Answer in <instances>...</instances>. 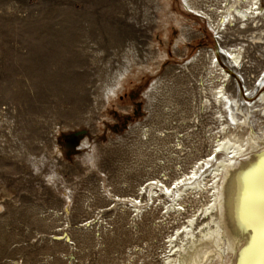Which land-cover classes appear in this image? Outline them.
Returning <instances> with one entry per match:
<instances>
[{
  "label": "rangeland",
  "instance_id": "374dc122",
  "mask_svg": "<svg viewBox=\"0 0 264 264\" xmlns=\"http://www.w3.org/2000/svg\"><path fill=\"white\" fill-rule=\"evenodd\" d=\"M233 2L0 0V264H179L214 227L208 173L248 128L213 54L242 48L250 88L264 73V19L228 21Z\"/></svg>",
  "mask_w": 264,
  "mask_h": 264
},
{
  "label": "bare ground",
  "instance_id": "6f19581e",
  "mask_svg": "<svg viewBox=\"0 0 264 264\" xmlns=\"http://www.w3.org/2000/svg\"><path fill=\"white\" fill-rule=\"evenodd\" d=\"M253 16L264 19V0H234L225 19L233 22L237 17L246 20ZM260 43L253 41L252 44ZM243 55L242 48L231 50L221 45L213 54L214 67L223 78L234 81L236 90V98H231L226 86L221 85L217 100L229 103L232 121L241 122L238 128H248V137L244 138L240 131L231 133L218 145L216 164L211 165L208 173L217 179L213 187L217 192L215 202L207 210H216L212 216L214 227L201 230L197 236L190 230L187 232V242L177 259L179 264L222 260L223 249L236 254L233 264H264V131L256 132L251 121L253 105L264 104V73L257 80L259 84L250 88L251 79L243 71ZM207 171L201 174L198 183L186 185L178 196L188 188L206 186Z\"/></svg>",
  "mask_w": 264,
  "mask_h": 264
}]
</instances>
